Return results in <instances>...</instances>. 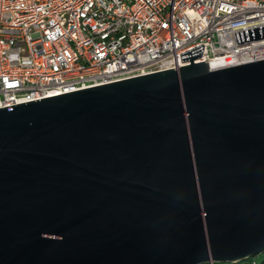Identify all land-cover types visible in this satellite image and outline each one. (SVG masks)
<instances>
[{
	"label": "water",
	"instance_id": "water-1",
	"mask_svg": "<svg viewBox=\"0 0 264 264\" xmlns=\"http://www.w3.org/2000/svg\"><path fill=\"white\" fill-rule=\"evenodd\" d=\"M203 48L177 70L0 108V264L264 252V60L211 70Z\"/></svg>",
	"mask_w": 264,
	"mask_h": 264
},
{
	"label": "built area",
	"instance_id": "built-area-1",
	"mask_svg": "<svg viewBox=\"0 0 264 264\" xmlns=\"http://www.w3.org/2000/svg\"><path fill=\"white\" fill-rule=\"evenodd\" d=\"M200 45L211 70L264 60V0H0V108L177 70Z\"/></svg>",
	"mask_w": 264,
	"mask_h": 264
},
{
	"label": "rangeland",
	"instance_id": "rangeland-1",
	"mask_svg": "<svg viewBox=\"0 0 264 264\" xmlns=\"http://www.w3.org/2000/svg\"><path fill=\"white\" fill-rule=\"evenodd\" d=\"M252 259H255L258 261V264L262 263L264 261V255L260 254L256 257H253ZM218 264H231V263H218Z\"/></svg>",
	"mask_w": 264,
	"mask_h": 264
},
{
	"label": "trees",
	"instance_id": "trees-1",
	"mask_svg": "<svg viewBox=\"0 0 264 264\" xmlns=\"http://www.w3.org/2000/svg\"><path fill=\"white\" fill-rule=\"evenodd\" d=\"M261 254L264 255V252H262ZM253 260H255V259L250 258V259L247 260V263H250V262L253 261Z\"/></svg>",
	"mask_w": 264,
	"mask_h": 264
}]
</instances>
